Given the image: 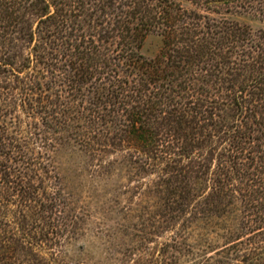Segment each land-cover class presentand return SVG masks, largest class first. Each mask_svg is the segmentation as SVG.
<instances>
[{
  "label": "trees",
  "instance_id": "1",
  "mask_svg": "<svg viewBox=\"0 0 264 264\" xmlns=\"http://www.w3.org/2000/svg\"><path fill=\"white\" fill-rule=\"evenodd\" d=\"M220 7L264 18V0H0V89L13 82L29 114L86 151H128L156 175L169 210L201 229L236 208L223 249L264 264V29L217 19ZM149 34L162 38L152 59L140 52Z\"/></svg>",
  "mask_w": 264,
  "mask_h": 264
},
{
  "label": "rangeland",
  "instance_id": "2",
  "mask_svg": "<svg viewBox=\"0 0 264 264\" xmlns=\"http://www.w3.org/2000/svg\"><path fill=\"white\" fill-rule=\"evenodd\" d=\"M211 15L252 32L264 29V18L254 12L220 7ZM161 48L162 38L149 34L140 52L152 59ZM13 86L0 89V126L12 165L8 178L0 167L1 183L9 179L0 189V264H203L207 255L211 264H243L223 249L221 238L236 222V208L213 228L190 223L188 215L169 210L156 175L133 163L128 151L110 145L84 150L70 131L46 127L40 115L29 114ZM40 162L48 164L43 183Z\"/></svg>",
  "mask_w": 264,
  "mask_h": 264
}]
</instances>
